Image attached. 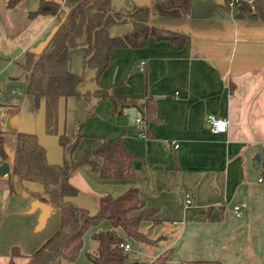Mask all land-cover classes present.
<instances>
[{"label": "crops", "instance_id": "0c3cea01", "mask_svg": "<svg viewBox=\"0 0 264 264\" xmlns=\"http://www.w3.org/2000/svg\"><path fill=\"white\" fill-rule=\"evenodd\" d=\"M7 1L0 0V131L6 153L1 161L10 171L0 174V264H26L60 223L59 209L30 193L42 190L40 182L25 181V190L19 177L11 175L17 132L37 135L47 160L55 164L65 157L59 134H78L73 159L104 139L121 138L134 154V177L102 178L80 165L68 178L77 188L69 199L94 213L102 195L138 188L144 207L156 208L155 217L161 219L151 224L153 236L162 237L135 247L128 242L129 260L147 264L170 248L172 262L264 264V0H257L252 9L238 4L235 13L225 0H190L188 10L179 15L151 11L150 22L186 34L183 45L173 48L168 39L149 35L143 46L114 47L97 79L94 69H83V45L70 48L67 67L83 73L81 92L101 88L126 97L152 96L156 119L136 124L129 117L131 107L117 114L108 98L92 96L86 103L70 95L57 101L54 132L45 130V98L35 100L26 91L24 63L27 53L36 59L45 49L60 18L52 13L29 16L38 0H16L12 5ZM58 1L64 10L71 6L68 0ZM144 3L152 0H110L114 10ZM131 26L129 21L113 24L109 33L120 34ZM209 113L227 118V129L211 132ZM186 192L191 194L188 206ZM234 205L240 214L233 211ZM146 224L140 223L142 232L150 229ZM110 228L107 220L88 228L83 240L88 237L90 245L84 253L97 246L92 232ZM116 231L130 237L119 227Z\"/></svg>", "mask_w": 264, "mask_h": 264}, {"label": "trees", "instance_id": "16d2710c", "mask_svg": "<svg viewBox=\"0 0 264 264\" xmlns=\"http://www.w3.org/2000/svg\"><path fill=\"white\" fill-rule=\"evenodd\" d=\"M16 0H8L12 5ZM69 9L64 10L58 0H38L29 16L37 13H52L60 22L50 35L45 49L34 59L26 54L24 63L28 71L26 91L35 100L45 98V130L54 132L57 122V101L60 97L70 95L79 97L88 103L92 96L98 99L108 98L113 112L120 114L128 107H134L144 122L155 120V103L152 96L143 98L126 97L109 93L105 89L81 92L78 89L83 80V73H75L67 67V53L70 48L83 45V69H94L97 79L106 68L109 54L114 47H139L147 42L149 35L157 39H168L173 48L183 45L184 32L163 27L149 21L151 11L161 14H184L190 0H152L151 4H134L132 8L114 10L110 0H68ZM131 22V28L120 34L111 35L109 27L113 24ZM15 149L11 165V175L19 177L21 186L25 181L40 182L42 190H30L41 202L59 209V228L33 253L26 264H61L62 261L73 262L82 248L83 234L91 226L107 220L110 229H98L91 233L97 242L92 253H87L93 264H130L128 253L119 245L123 237L116 231L119 227L136 240L151 243L144 232L139 229L142 221L155 217L156 208L144 207L138 195L137 187H129L124 192L112 196L102 195L94 213L77 206L69 197L77 193V188L69 182V175L76 167L86 164L102 178L130 179L134 177L133 158L121 138L102 140L91 151L78 159L70 156L78 142V134H59L58 143L62 146L65 157L59 164L47 160L45 146L33 133L17 132ZM0 155L6 158L0 131ZM95 157L100 160L97 161ZM264 174V158L261 160ZM170 248L160 252L147 264H221L215 259H188L178 262L169 260ZM14 264V263H10Z\"/></svg>", "mask_w": 264, "mask_h": 264}, {"label": "built area", "instance_id": "2783aa9c", "mask_svg": "<svg viewBox=\"0 0 264 264\" xmlns=\"http://www.w3.org/2000/svg\"><path fill=\"white\" fill-rule=\"evenodd\" d=\"M228 8L231 10L232 13H235L236 10V6L238 4H242V5H246L249 8H254L256 5L257 0H225ZM143 65H144V61H140L138 64V68L140 70L143 69ZM133 121L136 124H140L141 117L138 115H134V117L132 118ZM206 122H207V126L209 128V130L211 132H221V131H225L227 129V125H228V119L227 118H223V117H217L214 114H207L206 115ZM140 136H145V133L143 130H140ZM171 144L176 147L177 143L174 141H171ZM2 158L0 156V163ZM262 177H258V181H261ZM191 203V194L189 192H186L184 194V205L188 206ZM233 211L238 215L240 214V207L238 205H234L233 206ZM173 224H177L178 222L176 220L172 221ZM119 245L121 247H123L124 250L128 251L130 249V244L128 242L122 241L119 243Z\"/></svg>", "mask_w": 264, "mask_h": 264}, {"label": "rangeland", "instance_id": "374dc122", "mask_svg": "<svg viewBox=\"0 0 264 264\" xmlns=\"http://www.w3.org/2000/svg\"><path fill=\"white\" fill-rule=\"evenodd\" d=\"M144 224V223H147L146 225H149V226H151V224H155V222L153 223L152 221H149V220H146L145 222L144 221H142L141 222V224ZM145 225V226H146ZM152 227L153 226H151L150 227V229H148V228H146L143 232H144V234H146L147 236H148V238L149 239H151L152 241H150L151 243H155V242H157L158 240H161V237L162 236H153L154 234H153V229H152ZM88 232V231H87ZM87 234V233H86ZM124 239V241H126V242H131V244H133L134 245V247L139 243V242H143L144 243V241H139V240H136V239H134V238H130V237H124L123 238ZM83 243L84 244H82V248H81V250H80V252H79V255H78V257L76 258V260L74 261V262H72V263H69V262H64V261H62V263H64V264H91L90 263V260L88 259V257H87V255L84 253V251H85V249H87L88 247H89V245H90V240H89V238L87 237H85L84 238V240H83ZM129 261H131V260H129ZM133 261V260H132ZM131 261V262H132ZM61 263V264H62Z\"/></svg>", "mask_w": 264, "mask_h": 264}, {"label": "water", "instance_id": "95a60500", "mask_svg": "<svg viewBox=\"0 0 264 264\" xmlns=\"http://www.w3.org/2000/svg\"><path fill=\"white\" fill-rule=\"evenodd\" d=\"M129 117L132 119L135 115V109L133 107L129 108L128 110ZM254 159L259 160V156L255 154ZM10 171L9 164L6 161L0 163V174L5 175L8 174ZM130 264H138L137 261H133Z\"/></svg>", "mask_w": 264, "mask_h": 264}]
</instances>
